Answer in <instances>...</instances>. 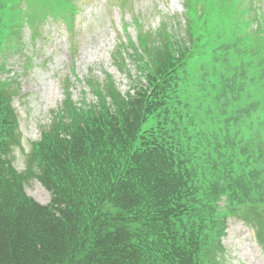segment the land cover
I'll return each mask as SVG.
<instances>
[{
	"label": "trees",
	"instance_id": "obj_1",
	"mask_svg": "<svg viewBox=\"0 0 264 264\" xmlns=\"http://www.w3.org/2000/svg\"><path fill=\"white\" fill-rule=\"evenodd\" d=\"M2 1L0 74L24 25L18 0ZM195 1L184 0L185 45L165 32L153 43L141 35L145 59L134 48L138 80L123 95L106 75L85 81L96 103L78 106L63 84L26 171L13 166L18 91L12 78L0 80V264H223L226 220L236 216L258 219L264 249V104L256 95L264 91L254 85L264 84V57L253 40L264 10L254 0H206L201 16ZM232 17L242 55L223 43ZM122 58L116 49L130 78ZM198 79L200 99L186 96ZM199 103L223 126L221 137L197 122ZM32 177L48 203L26 195Z\"/></svg>",
	"mask_w": 264,
	"mask_h": 264
},
{
	"label": "rangeland",
	"instance_id": "obj_2",
	"mask_svg": "<svg viewBox=\"0 0 264 264\" xmlns=\"http://www.w3.org/2000/svg\"><path fill=\"white\" fill-rule=\"evenodd\" d=\"M205 1L199 0L203 14ZM254 1L257 9L264 10V0ZM63 3L62 0H18L17 6L24 10L21 17L24 25L19 34L20 49L7 52L5 64L8 71L0 74V80L12 78L19 95L12 102L19 116V144L13 153V166L19 172L27 170L32 143L40 140L42 128L51 123L67 92L78 106L83 102L93 105L96 98L90 94L85 81L94 79L102 83L107 79L106 75H110V80L122 95L127 91L138 75L131 57L135 54L134 48L138 49L141 57L145 53L139 46L141 35L146 33L149 43L159 39L164 41L166 35L160 36L164 32L172 35L171 43L175 46L188 42L185 27H179V21L185 14L183 0H67V4L65 0ZM68 6L73 7V13ZM243 6L245 2L240 4V8ZM75 11H78L76 15ZM260 12L258 10L256 14ZM229 20L227 33L230 35L223 43L229 44L226 47L228 51L241 53L239 24L234 17ZM258 24L260 26L261 23ZM257 29L253 30L254 48L256 46L255 52L261 59L264 57V29L258 26ZM9 39L14 42V36ZM119 48L133 75L130 78L120 71L114 59V51ZM189 70L193 71V68ZM63 83L69 86L67 92ZM199 83L200 79L193 85L189 83L186 96L194 95L200 99ZM254 85L258 92L264 91L261 80H255ZM256 95L264 104V92ZM196 119L210 132L222 136L223 126L218 125L217 118H213L212 112L202 103L196 110ZM23 190L41 204L50 201V192L33 177L25 182ZM257 221L255 216L250 224L237 216L227 218L226 236L222 240L225 248L223 264H264V249L256 237L263 229Z\"/></svg>",
	"mask_w": 264,
	"mask_h": 264
},
{
	"label": "clouds",
	"instance_id": "obj_3",
	"mask_svg": "<svg viewBox=\"0 0 264 264\" xmlns=\"http://www.w3.org/2000/svg\"><path fill=\"white\" fill-rule=\"evenodd\" d=\"M30 197V196H29ZM34 199V198H33ZM35 200V199H34ZM40 203V202H39ZM44 205V204H43Z\"/></svg>",
	"mask_w": 264,
	"mask_h": 264
}]
</instances>
